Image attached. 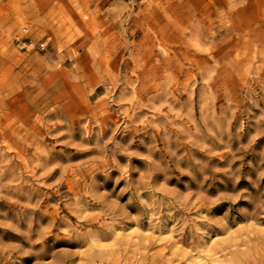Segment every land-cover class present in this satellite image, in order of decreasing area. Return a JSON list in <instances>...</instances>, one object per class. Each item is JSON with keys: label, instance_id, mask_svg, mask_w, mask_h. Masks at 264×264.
Segmentation results:
<instances>
[{"label": "rangeland", "instance_id": "rangeland-1", "mask_svg": "<svg viewBox=\"0 0 264 264\" xmlns=\"http://www.w3.org/2000/svg\"><path fill=\"white\" fill-rule=\"evenodd\" d=\"M0 264H264V0H0Z\"/></svg>", "mask_w": 264, "mask_h": 264}, {"label": "built area", "instance_id": "built-area-1", "mask_svg": "<svg viewBox=\"0 0 264 264\" xmlns=\"http://www.w3.org/2000/svg\"><path fill=\"white\" fill-rule=\"evenodd\" d=\"M26 45L29 46V47H34L35 45H37L38 48H40V49H45L46 48V43L45 42H41V43L35 44L32 40H30Z\"/></svg>", "mask_w": 264, "mask_h": 264}]
</instances>
